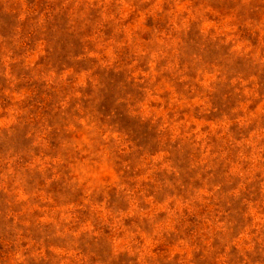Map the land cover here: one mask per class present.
<instances>
[{
	"label": "rangeland",
	"instance_id": "374dc122",
	"mask_svg": "<svg viewBox=\"0 0 264 264\" xmlns=\"http://www.w3.org/2000/svg\"><path fill=\"white\" fill-rule=\"evenodd\" d=\"M0 264H264V0H0Z\"/></svg>",
	"mask_w": 264,
	"mask_h": 264
}]
</instances>
